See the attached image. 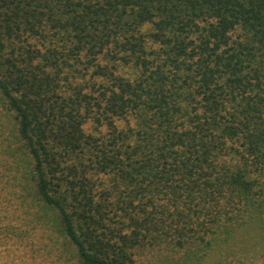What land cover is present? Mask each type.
I'll return each instance as SVG.
<instances>
[{
	"label": "trees",
	"instance_id": "trees-1",
	"mask_svg": "<svg viewBox=\"0 0 264 264\" xmlns=\"http://www.w3.org/2000/svg\"><path fill=\"white\" fill-rule=\"evenodd\" d=\"M0 242L264 264V0H0Z\"/></svg>",
	"mask_w": 264,
	"mask_h": 264
},
{
	"label": "rangeland",
	"instance_id": "rangeland-1",
	"mask_svg": "<svg viewBox=\"0 0 264 264\" xmlns=\"http://www.w3.org/2000/svg\"><path fill=\"white\" fill-rule=\"evenodd\" d=\"M123 123V122H120ZM7 244L0 242V264H38L30 260L29 255L24 251V249L15 248L14 250H9ZM226 248L225 250H228ZM173 261H164L159 258H152L150 256H140L137 257V264H175ZM218 258L215 253H212L203 264H218ZM44 264H56L51 262H46Z\"/></svg>",
	"mask_w": 264,
	"mask_h": 264
}]
</instances>
